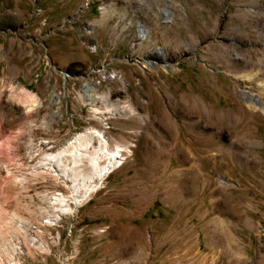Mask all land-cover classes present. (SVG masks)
Masks as SVG:
<instances>
[{"label":"rangeland","instance_id":"1","mask_svg":"<svg viewBox=\"0 0 264 264\" xmlns=\"http://www.w3.org/2000/svg\"><path fill=\"white\" fill-rule=\"evenodd\" d=\"M97 130L127 154L82 196L48 160ZM0 240L14 264H264V0H0Z\"/></svg>","mask_w":264,"mask_h":264},{"label":"bare ground","instance_id":"2","mask_svg":"<svg viewBox=\"0 0 264 264\" xmlns=\"http://www.w3.org/2000/svg\"><path fill=\"white\" fill-rule=\"evenodd\" d=\"M63 74V72H61ZM252 96V95H251ZM30 100L21 101V103H33ZM95 145V146H94ZM127 149L121 145H112L106 137L104 131H92L78 134L67 141L62 150L50 157L48 160L54 165L53 175L60 179L72 192L81 184L85 193L92 188V180H96L103 184L110 173L115 171L124 160ZM108 171L106 177H101V172ZM74 190V191H73ZM88 197V196H87ZM62 203L63 198L57 200ZM66 214L69 208L62 209ZM58 218L56 217L55 220ZM12 262L11 264H14Z\"/></svg>","mask_w":264,"mask_h":264},{"label":"built area","instance_id":"3","mask_svg":"<svg viewBox=\"0 0 264 264\" xmlns=\"http://www.w3.org/2000/svg\"><path fill=\"white\" fill-rule=\"evenodd\" d=\"M90 50H92V48H90ZM4 241V240H3ZM9 240H7V242L4 244V247H2V249L0 248V253L1 252H3V253H5L6 254V256H7V258H6V260H5V262H4V264H11V249H9ZM0 243H2L1 242V240H0ZM1 245V244H0ZM13 247V246H12ZM13 250V249H12ZM14 250H18V255H23L24 254V252H25V254H26V248L23 246V244L22 245H16V247L14 246ZM0 264H3L1 261H0ZM18 264H20L19 262H18Z\"/></svg>","mask_w":264,"mask_h":264}]
</instances>
